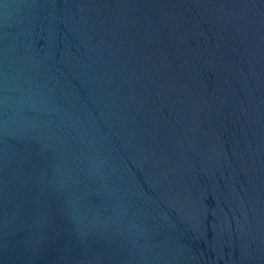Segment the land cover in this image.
Here are the masks:
<instances>
[{"label":"water","instance_id":"1","mask_svg":"<svg viewBox=\"0 0 264 264\" xmlns=\"http://www.w3.org/2000/svg\"><path fill=\"white\" fill-rule=\"evenodd\" d=\"M0 264H264V0H0Z\"/></svg>","mask_w":264,"mask_h":264}]
</instances>
